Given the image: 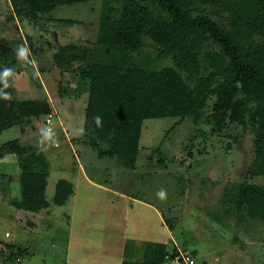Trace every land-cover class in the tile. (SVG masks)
<instances>
[{"label": "rangeland", "instance_id": "1", "mask_svg": "<svg viewBox=\"0 0 264 264\" xmlns=\"http://www.w3.org/2000/svg\"><path fill=\"white\" fill-rule=\"evenodd\" d=\"M196 6V15L204 10L227 26L226 13ZM103 7V0L60 5L32 23L9 20L11 4L0 0V66L13 68L10 100L47 99L57 114L58 144L38 146L46 117L0 133V264H149L144 260L148 243L177 245L197 264H264V223L236 201L243 181L264 185V177L246 176L255 151L253 125L228 121L219 131L206 119L198 124L191 118L145 120L135 169L117 158H99L89 145L84 135L88 93L75 91L77 69L85 63L61 67L54 56H68L62 52L68 44H75L78 54L93 50ZM21 46L29 49L32 65L17 58ZM204 48L218 52L212 43ZM142 57H156L151 44ZM16 144L40 150L50 164V207L26 219L38 228L34 231L18 220L23 212L14 205L21 197ZM60 180L70 182L74 194L64 206H55ZM160 190L166 192L163 200L156 195ZM21 250L27 254L19 256Z\"/></svg>", "mask_w": 264, "mask_h": 264}, {"label": "trees", "instance_id": "2", "mask_svg": "<svg viewBox=\"0 0 264 264\" xmlns=\"http://www.w3.org/2000/svg\"><path fill=\"white\" fill-rule=\"evenodd\" d=\"M8 1L12 7L9 20L34 23L60 5L91 0ZM196 3L226 13L227 26L204 10L196 15ZM103 4L96 47L80 55L75 44H68L62 49L68 56H54L61 67L85 63L77 69L75 91L88 93L84 135L98 157L117 158L123 167L135 169L148 119L191 118L194 124L206 119L219 131L228 121L250 123L256 140L246 176L264 177V0H103ZM147 43L154 47L156 57L145 61L142 51ZM206 43L218 52L205 50ZM4 68L10 66H0V71ZM7 79L9 87L4 91L9 99H0V133L14 126H33L34 118L51 113L47 99L11 101L10 76ZM16 148L22 157L21 197L14 205L23 212L18 220L34 231L38 228L28 226L26 219L34 220L50 207L46 199L50 164L40 150H26L19 144ZM237 193L238 207L264 223V185L243 181ZM73 194L74 186L60 180L54 205L64 206ZM177 251L166 244L148 243L144 260L164 264ZM26 254L18 251L19 256Z\"/></svg>", "mask_w": 264, "mask_h": 264}, {"label": "clouds", "instance_id": "3", "mask_svg": "<svg viewBox=\"0 0 264 264\" xmlns=\"http://www.w3.org/2000/svg\"><path fill=\"white\" fill-rule=\"evenodd\" d=\"M29 49L27 47H19V49L16 52V56L18 59L25 61L26 63H31L30 60H28L29 57ZM12 75V69L10 68H4L3 71H0V99H9V94L4 91V89L9 87V81L8 77ZM97 125L100 124V117L97 116L95 118ZM55 135L52 132L51 127H46L40 130V138L38 140V146L39 145H45L48 143L55 144ZM157 197L161 200L165 199L166 197V192L164 190H160L159 192L156 193Z\"/></svg>", "mask_w": 264, "mask_h": 264}, {"label": "built area", "instance_id": "4", "mask_svg": "<svg viewBox=\"0 0 264 264\" xmlns=\"http://www.w3.org/2000/svg\"><path fill=\"white\" fill-rule=\"evenodd\" d=\"M32 64L33 63H31V65ZM56 117V113H50L48 116H46L43 128L51 127L53 132L56 124ZM167 262L169 264H197L196 259L190 252L182 250H178L173 256H168Z\"/></svg>", "mask_w": 264, "mask_h": 264}, {"label": "crops", "instance_id": "5", "mask_svg": "<svg viewBox=\"0 0 264 264\" xmlns=\"http://www.w3.org/2000/svg\"><path fill=\"white\" fill-rule=\"evenodd\" d=\"M55 145H56V144H55ZM55 145H54V146H55ZM57 145H58V144H57ZM57 145H56V146H57ZM162 244H163V243H162ZM174 248H176L177 250H181L179 247H177V245H175ZM240 254H242V253H240ZM244 254H245V253H244ZM194 258H196V257H194ZM125 263H126V262H125Z\"/></svg>", "mask_w": 264, "mask_h": 264}]
</instances>
